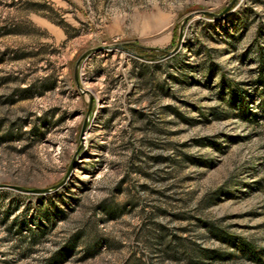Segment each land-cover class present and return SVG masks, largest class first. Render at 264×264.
I'll use <instances>...</instances> for the list:
<instances>
[{
	"label": "rangeland",
	"instance_id": "374dc122",
	"mask_svg": "<svg viewBox=\"0 0 264 264\" xmlns=\"http://www.w3.org/2000/svg\"><path fill=\"white\" fill-rule=\"evenodd\" d=\"M0 264H264V0H0Z\"/></svg>",
	"mask_w": 264,
	"mask_h": 264
},
{
	"label": "water",
	"instance_id": "95a60500",
	"mask_svg": "<svg viewBox=\"0 0 264 264\" xmlns=\"http://www.w3.org/2000/svg\"><path fill=\"white\" fill-rule=\"evenodd\" d=\"M108 47H118V48H122V49H124V50H126V51H128V52H131V50H129L127 47L122 46V45L117 44V43H115V44H111V45H108Z\"/></svg>",
	"mask_w": 264,
	"mask_h": 264
}]
</instances>
